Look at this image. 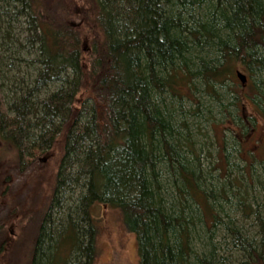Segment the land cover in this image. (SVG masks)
<instances>
[{
  "label": "trees",
  "instance_id": "obj_1",
  "mask_svg": "<svg viewBox=\"0 0 264 264\" xmlns=\"http://www.w3.org/2000/svg\"><path fill=\"white\" fill-rule=\"evenodd\" d=\"M78 1L98 34L88 59L66 19L64 0H0V24L24 20L35 55V72L27 78L0 57V140L27 167L37 155L61 151L28 264H94L96 204L122 213L136 236L139 264H234L217 256L219 224L243 264H264V216L249 202L255 160L249 181L228 180L210 189L188 159L185 121L178 122L163 99L184 100L175 90L179 82L189 91L195 80L214 94L225 91L241 66L264 116V0ZM13 71L19 78L8 77ZM227 89L237 109L232 122L244 136L255 120L239 114L242 98ZM227 130L237 138L238 130ZM166 184L177 194L171 206ZM237 195L244 215L257 221L256 238L231 217L222 219L219 202Z\"/></svg>",
  "mask_w": 264,
  "mask_h": 264
},
{
  "label": "rangeland",
  "instance_id": "obj_2",
  "mask_svg": "<svg viewBox=\"0 0 264 264\" xmlns=\"http://www.w3.org/2000/svg\"><path fill=\"white\" fill-rule=\"evenodd\" d=\"M76 1L78 4H74ZM81 11V3L78 0H64L66 19L68 18L70 27L79 32L85 59H88L94 38L98 34L85 22ZM7 23L8 21L6 24H0V57L8 59L10 70L18 67L22 69V77L27 78V75L35 72L30 63L35 55L31 54L33 49L31 50V46L27 43L29 37L26 33L27 25L20 19L12 21L11 27ZM17 58L23 59L25 67L29 68L23 69L24 66L21 67L22 63ZM237 71L246 75L241 66H236L226 86L233 87L242 98L239 114L255 120L254 127L250 126L249 133L244 136L239 127L232 122L237 109L231 105L232 94L227 88H224L225 91L217 90L214 94L209 89L205 90L206 86L201 80H195V87L189 91L179 82L175 90L184 96V100L179 101L181 105L172 100L170 95H166L163 99L165 103L172 104L173 107L171 106L170 109L175 111L173 113L171 110L173 117L178 122L185 121L187 128L185 133L191 141L188 159L193 163L194 169L197 170L198 167L201 169L197 171L206 180L205 184L210 189L217 191V188L228 180L244 178L245 181H249L247 179L248 172H251L249 163L255 160L252 174L256 182L250 180L249 202L251 200L255 203V209L262 211L263 217L264 166H260V162L264 159L263 110L258 111L253 104L251 100L253 93L248 86L241 84L236 76ZM14 75L19 78L17 71L8 72L10 79ZM8 87L11 90L8 93L10 97L9 94L12 95L13 89ZM227 127L238 130L237 138L233 132L227 130ZM60 153L61 151L56 148L45 155H37L35 159L29 160L27 167L25 158L21 162L14 147L2 144L0 141V264L30 262L38 228L53 195ZM229 155H232L230 161L226 159ZM43 160L45 162H42ZM162 169L165 170L164 167ZM167 188L166 202L171 206L174 205L177 194L171 185H167ZM241 194L245 193L241 192ZM190 203L192 204L191 201ZM219 204L224 207L221 216L225 223L229 221V216L248 236L257 237V221L254 216L244 215L238 205V195L231 202L224 200ZM92 216L97 229L94 264H139L136 236L125 226L122 213L107 205L96 204L92 208ZM224 227V224H219L215 229L217 236L214 242L218 251L217 256H224L234 264H243L245 260L235 252ZM201 234V237L205 235L202 231ZM194 245L198 250L196 246L198 244ZM61 255L64 260L69 256L66 252H61Z\"/></svg>",
  "mask_w": 264,
  "mask_h": 264
},
{
  "label": "water",
  "instance_id": "obj_3",
  "mask_svg": "<svg viewBox=\"0 0 264 264\" xmlns=\"http://www.w3.org/2000/svg\"><path fill=\"white\" fill-rule=\"evenodd\" d=\"M236 75H237V78L242 83V85H246L247 84L248 79H247L246 75H244L241 72H237ZM42 162H45V160H43Z\"/></svg>",
  "mask_w": 264,
  "mask_h": 264
},
{
  "label": "flooded vegetation",
  "instance_id": "obj_4",
  "mask_svg": "<svg viewBox=\"0 0 264 264\" xmlns=\"http://www.w3.org/2000/svg\"><path fill=\"white\" fill-rule=\"evenodd\" d=\"M1 141V140H0ZM2 142V141H1ZM2 144H5L4 142H2ZM5 145H9V144H5ZM24 166V163L22 164Z\"/></svg>",
  "mask_w": 264,
  "mask_h": 264
}]
</instances>
